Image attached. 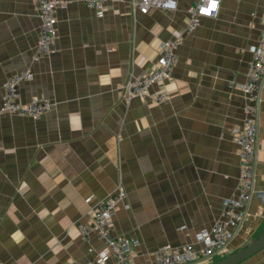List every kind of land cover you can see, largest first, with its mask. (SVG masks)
Returning <instances> with one entry per match:
<instances>
[{"label":"crops","instance_id":"0c3cea01","mask_svg":"<svg viewBox=\"0 0 264 264\" xmlns=\"http://www.w3.org/2000/svg\"><path fill=\"white\" fill-rule=\"evenodd\" d=\"M61 1L53 51L35 62V3L0 0V105L24 71L33 78L18 85L20 100L54 105L38 119L0 116V264H99L104 240L81 227L120 189L112 237L131 240L134 264H153L165 245L196 243L237 194L232 132L244 123L240 85L264 31V0H223L193 32L187 11L200 0L146 14L124 0L102 18L82 0ZM169 40L180 42L170 99L125 101L123 85L149 74ZM259 108L255 191L229 254L264 229V85ZM242 264H264V250Z\"/></svg>","mask_w":264,"mask_h":264},{"label":"built area","instance_id":"2783aa9c","mask_svg":"<svg viewBox=\"0 0 264 264\" xmlns=\"http://www.w3.org/2000/svg\"><path fill=\"white\" fill-rule=\"evenodd\" d=\"M95 11L97 17L105 15L109 3H123L124 0H82ZM223 0H200L188 8L187 32H193L203 18L217 16ZM41 23L40 35L33 57L35 62L47 58L57 37L56 10L64 8L61 0H33ZM132 7L141 13H148L152 8L163 10L176 9L175 0H139L133 1ZM180 42L169 40L159 47L160 56L153 70L143 78H130L122 87L125 101L142 98L155 104H162L170 99L165 89L166 83L173 80V71L177 62L176 49ZM252 61L247 73V81L240 85L246 98L245 117L241 127L233 129V136L239 148L240 179L235 197L229 199L223 209L222 217L210 230H203L196 235V243L181 248L165 245L155 254L153 264H212L216 259L229 255V247L238 230L247 221V207L250 204L255 186V165L258 158L259 135V101L264 85V31L256 47L252 49ZM33 78L30 71L12 76L4 86L3 102L0 105V116L4 114L40 118L53 108V103L44 99H34L23 103L17 88L22 82ZM159 89L151 92L152 87ZM126 200V193L120 189L97 205L91 213V223L81 227L82 235L88 238L92 233L104 240L97 262L112 257L115 264H134L131 240L124 236L112 237L114 218L121 204ZM199 245V246H198ZM6 264V263H5ZM11 264V263H10Z\"/></svg>","mask_w":264,"mask_h":264},{"label":"water","instance_id":"95a60500","mask_svg":"<svg viewBox=\"0 0 264 264\" xmlns=\"http://www.w3.org/2000/svg\"><path fill=\"white\" fill-rule=\"evenodd\" d=\"M262 250H264V229L247 246L215 261L212 264H242Z\"/></svg>","mask_w":264,"mask_h":264},{"label":"rangeland","instance_id":"374dc122","mask_svg":"<svg viewBox=\"0 0 264 264\" xmlns=\"http://www.w3.org/2000/svg\"><path fill=\"white\" fill-rule=\"evenodd\" d=\"M131 78H132V77H131ZM133 78H136V77H133ZM129 80H130V79H129ZM129 80H128V81H129ZM128 81H127V82H128ZM127 82H126V83H127ZM126 83H125V84H126ZM125 84H124V85H125ZM23 103H24V102H23ZM259 113H260V108H259ZM258 124H259V121H258ZM238 155H239V148H238ZM239 157H240V156H239ZM239 163H240V158H239ZM254 191H255V186H254L253 193H254ZM226 256H227V255H226Z\"/></svg>","mask_w":264,"mask_h":264},{"label":"trees","instance_id":"16d2710c","mask_svg":"<svg viewBox=\"0 0 264 264\" xmlns=\"http://www.w3.org/2000/svg\"><path fill=\"white\" fill-rule=\"evenodd\" d=\"M219 259H216L215 261H218Z\"/></svg>","mask_w":264,"mask_h":264}]
</instances>
